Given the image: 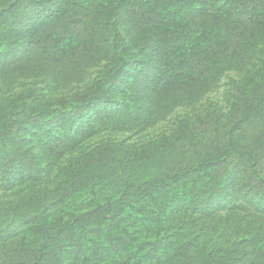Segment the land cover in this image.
Here are the masks:
<instances>
[{"label":"rangeland","instance_id":"1","mask_svg":"<svg viewBox=\"0 0 264 264\" xmlns=\"http://www.w3.org/2000/svg\"><path fill=\"white\" fill-rule=\"evenodd\" d=\"M182 32L169 54L177 74L158 82L153 43ZM255 93L264 10L251 0H0V264H22V241L37 248L33 225L115 210L182 155L191 176L126 199L123 224L62 229L35 264H170L155 251L171 256L187 239L227 258L236 247L230 264H264V113L241 124L259 160L244 145L209 167L199 159Z\"/></svg>","mask_w":264,"mask_h":264},{"label":"trees","instance_id":"2","mask_svg":"<svg viewBox=\"0 0 264 264\" xmlns=\"http://www.w3.org/2000/svg\"><path fill=\"white\" fill-rule=\"evenodd\" d=\"M251 1L253 3H258L259 6L264 10V0ZM55 15L56 13L54 12L49 13L47 19L45 18L42 21V24L44 26H54L55 20L59 19V16ZM183 32L185 33V31ZM183 32L182 34L175 35L174 37H167L166 34H163L160 35L154 41L153 47L158 53V82H164L176 76L177 71L172 70L170 65L172 63H175L176 60L172 58L169 54L170 48L176 45L178 43V40L182 38L181 35H183ZM170 42L174 43H171L169 45V48L167 49L168 44ZM241 106L243 107L242 110L244 113V117L235 124L234 129H232L231 131H226L228 136L225 135V137L229 138H226L224 145L220 147L218 146V144L212 145L210 146V149L206 150L209 152H207L203 156H200L199 159H201L202 157V162L204 165L209 167L213 164L218 163L219 161L226 160L232 155L233 152L237 151V148L241 147L240 145H244L247 147V151H244L245 153L259 160L260 153L257 152L258 143L245 142L246 129H243L241 124L244 120L248 118L258 117L261 113H264V93H255L250 95L249 97L244 98V100L241 102ZM31 110H37V107L32 106L30 108V111ZM251 123H253V120L251 121ZM261 139H264L263 131L261 134ZM189 165L190 162L188 161V157L182 155V159L179 161V164L174 168L168 171L159 172V174H156L149 179L141 181L139 184H131L128 189L122 194V196L118 199L117 203L115 204V210H109L108 212H104L103 214L85 213L77 215L73 219L62 222L59 228H54L56 230L47 227L50 221H41L40 223L33 225V227L29 228V230L35 233H41L39 245L36 249H34L33 247H27V241H22V243H20V245L16 247V255L18 256L19 261H21L22 264L29 262H31V264H35L43 261L46 255L49 254L47 252V249L50 245L51 240L54 239L62 231V229L71 228L73 231L78 229L80 233H83L84 230H91V226H94L96 228L98 226L103 225L104 223L123 224L125 218L128 215L127 211H123L124 206H126L128 203L126 199H138L142 196H145L144 194H147L149 192H156V189L165 191L172 188L176 184L182 182L184 178L191 176L194 169H191ZM172 170H174V172L169 174ZM122 205L124 206L122 207ZM26 232H28V230L25 231V233ZM181 234L184 233L181 232ZM193 237L197 238L198 236ZM192 241L193 240L190 239L185 240L183 247L177 248L173 252V254H171V256H169L166 252L161 255L159 251H155L157 258H153L152 261L156 260L161 263H164L167 258L170 264H230V262L234 259V253L237 250L236 247L231 248V255L229 256V258H227L226 254L222 252L223 247L221 246H218V250L208 251V246H206L205 244L195 245L194 241ZM195 249H198V251L193 252V250ZM200 251L205 254H201ZM243 253L244 255L248 254L247 252ZM138 264H144V261H140Z\"/></svg>","mask_w":264,"mask_h":264}]
</instances>
